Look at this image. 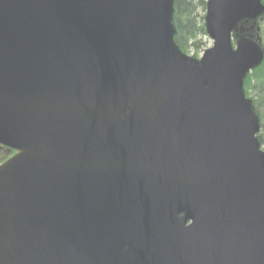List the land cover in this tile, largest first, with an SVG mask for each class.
I'll return each mask as SVG.
<instances>
[{
	"label": "water",
	"instance_id": "water-1",
	"mask_svg": "<svg viewBox=\"0 0 264 264\" xmlns=\"http://www.w3.org/2000/svg\"><path fill=\"white\" fill-rule=\"evenodd\" d=\"M0 0V264H264V151L243 80L261 0Z\"/></svg>",
	"mask_w": 264,
	"mask_h": 264
},
{
	"label": "trees",
	"instance_id": "trees-1",
	"mask_svg": "<svg viewBox=\"0 0 264 264\" xmlns=\"http://www.w3.org/2000/svg\"><path fill=\"white\" fill-rule=\"evenodd\" d=\"M207 0H173L171 25L174 29L173 42L180 52L197 54L205 48L206 32L204 13ZM264 4V0H262ZM252 36L260 40L264 53V15L248 23ZM247 27V25H245ZM243 93L250 101L251 112L258 119L259 132L257 142L264 149V58L259 67L251 71L243 81ZM11 151L0 147V164L11 155Z\"/></svg>",
	"mask_w": 264,
	"mask_h": 264
},
{
	"label": "rangeland",
	"instance_id": "rangeland-1",
	"mask_svg": "<svg viewBox=\"0 0 264 264\" xmlns=\"http://www.w3.org/2000/svg\"><path fill=\"white\" fill-rule=\"evenodd\" d=\"M205 16H206V14H205ZM205 16H204V18H205ZM248 23H254V21L253 22L243 21V22L238 24V26L236 27V31L234 32V39L235 40H237L238 38H242V39L252 38L255 41L257 40L254 36H252L253 26L251 28ZM245 25H247V27ZM204 42L206 43L205 48L202 49L197 54V58H195V59H199L200 56L202 55L203 51H205L206 49H208L211 46V41L208 38H206V40H204ZM186 55L189 57H193V54L190 52ZM263 55H264V53H263Z\"/></svg>",
	"mask_w": 264,
	"mask_h": 264
}]
</instances>
